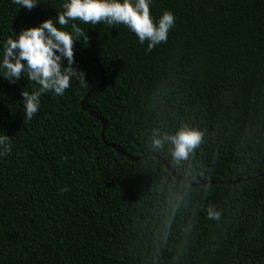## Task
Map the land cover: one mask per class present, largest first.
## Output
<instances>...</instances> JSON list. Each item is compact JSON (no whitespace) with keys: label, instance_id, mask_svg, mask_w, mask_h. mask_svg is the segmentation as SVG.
I'll return each instance as SVG.
<instances>
[{"label":"trees","instance_id":"16d2710c","mask_svg":"<svg viewBox=\"0 0 264 264\" xmlns=\"http://www.w3.org/2000/svg\"><path fill=\"white\" fill-rule=\"evenodd\" d=\"M61 3L0 0V38L55 21ZM149 10L175 16L150 49L122 24L75 21L77 76L63 96L42 94L30 121L23 78L0 80L11 141L0 158V264H264V0H151ZM81 50L105 78L85 110L101 76ZM88 112L104 121V143ZM185 126L201 140L176 159L164 138Z\"/></svg>","mask_w":264,"mask_h":264},{"label":"clouds","instance_id":"9594fccd","mask_svg":"<svg viewBox=\"0 0 264 264\" xmlns=\"http://www.w3.org/2000/svg\"><path fill=\"white\" fill-rule=\"evenodd\" d=\"M151 0H62V11L55 21L45 18L35 25L22 28L0 38V80L16 84L23 78L20 88L22 119L30 121L40 108L42 94L63 96L65 90L77 76L73 65V33L81 24H96L98 21L109 25L122 24L133 33L141 44L147 40L148 48L167 39L168 30L174 26L175 16L164 10L158 19L150 14ZM18 8L31 10L36 0H12ZM70 26L71 30H67ZM15 36V38H13ZM82 78V74H81ZM26 82L34 87L23 90ZM202 133L190 127H181L174 135L164 139L172 145V156L183 159L200 143ZM10 136L0 132V158L10 152ZM161 139H153L158 148ZM61 191H67L62 188ZM210 219H218L219 212L209 208Z\"/></svg>","mask_w":264,"mask_h":264},{"label":"water","instance_id":"95a60500","mask_svg":"<svg viewBox=\"0 0 264 264\" xmlns=\"http://www.w3.org/2000/svg\"><path fill=\"white\" fill-rule=\"evenodd\" d=\"M73 47L74 48H76V49H78V50H80L79 49V47L78 46H76L75 44H73ZM81 52L87 57V58H89L96 66H97V68H98V70H99V73H100V76H101V78H100V82L98 83V84H96L95 86H93L92 88H90L89 90H88V92L86 93V95L84 96V98L81 100V102H80V106H81V108H82V110H85L84 108H85V103H86V101H87V99L91 96V94L95 91V90H97V89H99V88H101L103 85H104V83H105V78H104V76H103V71H102V69L100 68V66H99V64L85 51V50H81ZM89 113V115L91 116V117H93V118H95V119H97L100 123H101V132H100V136H101V140H102V142L104 143L105 141H104V138H103V131H104V127H105V123H104V121L98 116V115H96L95 113H92V112H88ZM113 150H115L119 155H121V156H124V157H126L129 161H131V162H136V161H138V160H140V159H142V158H144V156H140V157H133V156H130V155H128V154H125L123 151H121V150H119L118 148H116V147H113V146H110ZM151 156L152 157H155L156 159H158L160 162H161V164L163 165V167L168 171V173L174 178V179H176V180H178V181H180V182H183V183H188V184H191L189 181H187V180H185V179H183L182 177H180V176H178L173 170H172V168L170 167V165L168 164V162L166 161V160H163V159H161L157 154H155V153H152L151 154ZM264 175V173L263 174H259L258 175V177H260V176H263ZM251 179H254V178H248L247 180H251ZM239 181H237V180H234V181H231V182H228V183H231V184H235V183H238Z\"/></svg>","mask_w":264,"mask_h":264}]
</instances>
